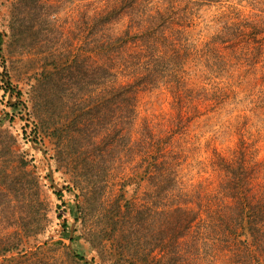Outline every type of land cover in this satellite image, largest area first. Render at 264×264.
I'll return each instance as SVG.
<instances>
[{
  "label": "trees",
  "instance_id": "trees-1",
  "mask_svg": "<svg viewBox=\"0 0 264 264\" xmlns=\"http://www.w3.org/2000/svg\"><path fill=\"white\" fill-rule=\"evenodd\" d=\"M243 1L94 0L71 20L61 15L70 0L9 3L0 55L16 63L5 64L8 74L20 67L28 77L25 89L7 86L25 97L27 124L74 194V231L93 255L49 242L51 209L34 159L0 124V264H264V189L254 184L263 163L251 144L239 141L231 155L211 150L221 181L210 193L202 183L186 189L185 152L172 142L218 105L248 99L254 115L263 109L264 87L230 101L217 85L228 81H215L264 65L261 22L232 8ZM214 4L231 8L198 29ZM141 90L170 96L174 117L139 125Z\"/></svg>",
  "mask_w": 264,
  "mask_h": 264
},
{
  "label": "rangeland",
  "instance_id": "rangeland-1",
  "mask_svg": "<svg viewBox=\"0 0 264 264\" xmlns=\"http://www.w3.org/2000/svg\"><path fill=\"white\" fill-rule=\"evenodd\" d=\"M12 0H0V38L4 40L0 47L1 55H5L8 51V25L10 21V6ZM47 3H56L58 0H44ZM94 0H70L67 7L63 11L62 18L69 16V19L75 15L76 10L80 7L87 6L88 3ZM231 7L226 4H214L211 7L205 8L201 11L200 18H196L198 29L207 28L213 25L212 19L216 15H222L224 11L228 12ZM233 11L238 10L241 17H246L254 23H260L264 28V0H245L240 2V6L232 7ZM69 20V24H70ZM68 24V25H69ZM215 28H211L209 33H214ZM259 25V26H260ZM203 34V33H201ZM205 32L203 37H208ZM203 39V38H202ZM14 47L9 48L11 57L16 60L18 54ZM227 64L230 63L233 54L226 51ZM0 55V124L3 128H8L11 133L17 138L20 150L28 154L34 159L33 165L36 166V171L40 177V184L42 192L50 206V217L52 224L49 233L46 235L50 238V243H64L71 247L80 255H84L88 260L93 253L88 249V245L80 238V234L75 232L76 219L78 211L74 207L76 199L74 194L66 188V183L61 179L60 174L55 171V165L50 160V154H46L44 146L46 140L35 139L34 125L27 124L26 115L27 108L24 105V96H17V92H10L7 86L11 82L12 86L18 89H25L28 74L18 67L17 71L7 73L5 71V64L7 67H14L16 63L5 62ZM14 60V61H16ZM18 66V65H17ZM237 69V63L233 66ZM244 67L239 71H235L233 79L226 80L218 78L215 81H228L217 83L224 88V93L230 95L229 100H238L243 98L246 94L256 97V92L261 91L264 82V65L258 64L251 68L248 72H243ZM17 91V90H16ZM252 91V92H250ZM223 94L221 93V96ZM233 97V98H232ZM237 97V98H236ZM138 123L144 119H155L156 121L163 116L174 117L175 113L171 109V97L161 93L157 90H141L137 98ZM248 99L241 101L239 105L230 102L225 105H218L217 109L211 112L205 111V114L196 119L191 126L189 133L183 138H173V146L176 149H183L186 158L182 160L179 167V173L183 184L187 190H190L192 185L202 183L206 190L210 193L219 189L221 175L210 166L211 150L216 148L224 155H231L234 149L242 140L251 144L252 151L256 152V160L263 163L257 172V178L254 184L257 188L264 189V107L260 113L254 115L252 106ZM238 115L242 118H236ZM247 116V122L245 121ZM246 127L245 136L239 134L240 125ZM138 125V126H139ZM240 141V142H239ZM254 159V158H252ZM184 161V162H183ZM145 189L148 188L146 183ZM45 237V238H46ZM73 239V242H72ZM65 249L63 248L62 251ZM62 251L57 254L62 261Z\"/></svg>",
  "mask_w": 264,
  "mask_h": 264
}]
</instances>
